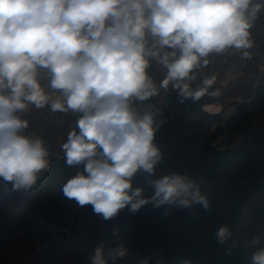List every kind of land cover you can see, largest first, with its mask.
<instances>
[{"label": "clouds", "instance_id": "9594fccd", "mask_svg": "<svg viewBox=\"0 0 264 264\" xmlns=\"http://www.w3.org/2000/svg\"><path fill=\"white\" fill-rule=\"evenodd\" d=\"M262 9L264 0H0V179L26 192L49 167L46 141L25 135L29 121L20 115L30 106L47 108L78 117L60 146L65 165L77 169L62 185L67 199L91 205L104 221L149 204L167 206L165 216L196 205L209 210L208 195L187 174L153 178L163 160L154 143L159 109L144 102L169 90L181 103L220 96L219 88L210 91L215 75L195 89L190 82L211 54L233 49L252 59L250 29ZM152 61L166 69L158 84ZM141 172L150 196L134 187ZM215 236L220 245L231 240L226 255H233L238 241L231 228L221 225ZM260 242L256 236L251 245ZM128 252L123 243L108 249L101 243L91 264ZM249 264H264V247Z\"/></svg>", "mask_w": 264, "mask_h": 264}, {"label": "water", "instance_id": "95a60500", "mask_svg": "<svg viewBox=\"0 0 264 264\" xmlns=\"http://www.w3.org/2000/svg\"><path fill=\"white\" fill-rule=\"evenodd\" d=\"M162 96L167 102L176 104L177 111L171 120L157 121L159 128L154 143L161 149L163 160L157 165L153 178L171 173L187 174L208 195L209 210L196 205L190 210L173 209L171 215L165 216L167 206L154 209L149 204L135 215L125 208L117 217L89 230L87 239L93 241L95 249L100 242L109 240L112 234L128 225L134 236V251L143 258L151 256L150 264H157V260L162 264H180L182 259H189L191 264H249L239 224L247 205L259 194H264V165L240 185L224 183L219 176L220 166L235 156L238 149H219L187 131L194 114L203 109L207 95L199 101L189 98L183 103L173 91L162 93ZM135 186H144L145 196L152 194L142 172L134 178ZM225 224L231 228L232 238L238 241L231 256L226 255L231 240L220 245L215 236L216 230ZM259 247H264V239Z\"/></svg>", "mask_w": 264, "mask_h": 264}, {"label": "rangeland", "instance_id": "374dc122", "mask_svg": "<svg viewBox=\"0 0 264 264\" xmlns=\"http://www.w3.org/2000/svg\"><path fill=\"white\" fill-rule=\"evenodd\" d=\"M257 57L264 62V49H260L257 56L252 52L250 60L239 58L240 63L243 64L238 67L235 75L228 77L223 76V73L231 71V66L235 65V63L230 64L235 58L233 51L228 50L223 55L211 54L207 71L204 73L198 71L196 80L190 82L191 87L195 89L201 86L204 77L216 76V82L210 91L219 88L221 95L206 96L203 109L194 114L187 125V131L192 135L197 134L207 143L217 145L219 149H238L237 154L225 160L219 169L220 179L231 186L244 183L261 165H264V64H258ZM149 73L158 84L159 76L154 75L152 64ZM171 108L174 116L177 105L172 103ZM77 206L80 211L76 219H79L85 216L87 210L84 206L78 204ZM90 207L94 214L92 206ZM97 225L89 227V224L88 227L91 230ZM239 232L250 257L251 253L260 246V244L251 245V240L256 236H260L261 240L264 239V194H259L247 205L239 224ZM133 241L134 236L127 225L112 234L109 240H103L99 244L103 243L105 249L121 243L129 248L128 255L121 259L113 261L106 256L108 264H140L143 257L134 251ZM93 244L82 229L81 236L71 237L67 242L51 248V250L57 248L60 250L50 253L52 259L50 261L58 260L60 264L64 260L66 264H91L95 250ZM6 249V247L0 249V260L3 264H9L10 260L14 259V256L1 254L7 251Z\"/></svg>", "mask_w": 264, "mask_h": 264}, {"label": "crops", "instance_id": "0c3cea01", "mask_svg": "<svg viewBox=\"0 0 264 264\" xmlns=\"http://www.w3.org/2000/svg\"><path fill=\"white\" fill-rule=\"evenodd\" d=\"M250 31L254 45L248 51L257 56L258 51L264 49V10H261ZM229 50L235 55L230 64L235 65L231 66V71H224L223 76L232 77L243 62L240 63L238 51ZM257 58L258 64H264L263 59ZM208 59L210 61V56ZM152 70L154 75L159 76V81L166 73V69L155 61H152ZM198 71L204 73L207 67L199 68L197 73ZM23 118L29 121L27 130L42 137L47 145L61 150L60 146L74 126L77 115L52 113L47 108L35 109L30 106ZM73 175L75 172L69 170L64 162L54 163L39 174L37 185L26 192L13 191L10 183L0 179V249L6 247L7 251L1 254L14 256L9 264H60L58 260L50 261V253L60 250L59 248L36 253L35 246L54 237H74L81 234L82 229L86 233L89 232L90 219L95 215L91 212V205L84 206L87 210L85 216L76 219L80 209H77L76 202L67 199L61 190L62 185ZM0 264H3L2 260ZM61 264H66V261Z\"/></svg>", "mask_w": 264, "mask_h": 264}, {"label": "built area", "instance_id": "2783aa9c", "mask_svg": "<svg viewBox=\"0 0 264 264\" xmlns=\"http://www.w3.org/2000/svg\"><path fill=\"white\" fill-rule=\"evenodd\" d=\"M262 10H264V9H262ZM147 104H152L156 108L159 109V113L157 115V121H169V120H171L173 118V113H172L173 110L171 108L172 103L167 102L163 98L162 94H161V96L153 97L149 101H145L144 105H147ZM20 115H21L22 118L24 117V113H21ZM24 134L25 135L35 136L34 132H32L31 130H27V129L25 130ZM46 147L48 148V150L50 152V156H49L50 165H49V167L52 164H54V163L64 162L63 152L61 150L53 148V147H51V146H49L47 144H46ZM69 170H71V171H73L75 173L77 171L76 168H69ZM102 221H104V220L101 218V216L95 214L90 219V226L89 227H91L92 225L95 226V225L101 223ZM87 233L85 232L86 235H87ZM79 236H81V234H76V236H74V237H79ZM67 239L70 240V238H67ZM67 239L61 238V237H54L52 239H48L47 241H44V242L40 243L38 246H36L35 252L40 253V252H43V251H45L47 249H51L53 247H56V246H58L60 244H63L65 242H67L68 241Z\"/></svg>", "mask_w": 264, "mask_h": 264}]
</instances>
